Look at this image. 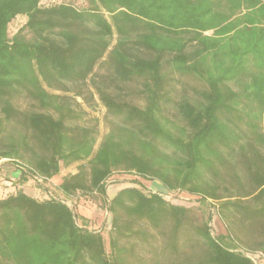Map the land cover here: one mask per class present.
Returning <instances> with one entry per match:
<instances>
[{"label":"trees","instance_id":"16d2710c","mask_svg":"<svg viewBox=\"0 0 264 264\" xmlns=\"http://www.w3.org/2000/svg\"><path fill=\"white\" fill-rule=\"evenodd\" d=\"M94 95L101 136L77 101ZM2 159L21 171L0 195V264H255L246 253H264V0H0ZM72 164L59 197L20 187ZM114 172L197 205L142 186L108 198ZM81 197L108 211L106 235L89 228ZM213 209L223 232L212 231Z\"/></svg>","mask_w":264,"mask_h":264},{"label":"rangeland","instance_id":"374dc122","mask_svg":"<svg viewBox=\"0 0 264 264\" xmlns=\"http://www.w3.org/2000/svg\"><path fill=\"white\" fill-rule=\"evenodd\" d=\"M55 0H42L44 5H50L53 4ZM25 21V17L23 15H18L15 17V19L12 20L9 26V32L10 34L14 33L16 29ZM77 101L81 103L82 108L85 110L86 117L85 121L83 124H90L97 120L98 124V129L100 136L104 134L107 130V125L104 119V113L105 109L104 107L100 104L98 98L96 95L93 96V101L88 104L87 102L83 101L81 97L77 98ZM15 103L22 109L31 107L30 102L27 100L25 97H18L15 101ZM18 165L24 166V160H18L16 161ZM77 169L76 164H72L69 166H64L61 167V170L58 175L52 177L51 180H46L43 186H40L36 183L35 179H31V185L34 188H41L42 192L41 194L38 195L39 199H44L52 196H61V193L58 189V184L62 178L63 175L69 174V173H74ZM0 173L1 177L2 175L10 178H15L19 176V173L21 169L14 165L12 162L6 161L4 159L0 160ZM112 179H118L119 181L116 183H109L107 184V190L106 194L107 197L110 198L116 191L123 187H128V186H142L145 191L148 192H153V193H158L162 195L165 199L170 201L173 204L176 205H182L185 207H195L197 205L196 197L189 195L185 192L182 191H176V192H169L164 186H162L159 182L157 181H147L140 179L139 177L135 176L134 174H126V173H120V172H114L111 175ZM131 179H138L139 182L138 184L131 183ZM2 189L0 188V195H3L5 193H9L11 188L7 184H3ZM10 190H9V189ZM13 191V190H12ZM85 198L79 199L78 201V207L80 211L89 219V228H102V233L106 235L107 231L110 228V215L108 211L105 210L104 205L102 206H97L95 201L93 199H90L84 202ZM212 219H211V228L213 233L217 232H223L224 231V224L222 221L219 219L216 210H212Z\"/></svg>","mask_w":264,"mask_h":264},{"label":"crops","instance_id":"0c3cea01","mask_svg":"<svg viewBox=\"0 0 264 264\" xmlns=\"http://www.w3.org/2000/svg\"><path fill=\"white\" fill-rule=\"evenodd\" d=\"M1 174L2 173H0V188L2 189V186H4L3 184H7V185L10 186L9 188H11V190L8 188L10 191L14 190V187H13L12 184H13V182H15V179H17L18 176L15 177V178H10V177H6L5 175L4 176L2 175V177H1ZM51 179H49V180H51ZM20 187L22 188V190L26 194L31 195V196L36 197V198H38V195L41 194V192H42L41 191L42 190L41 188H34V187H32L30 180H27V181L23 182L20 185Z\"/></svg>","mask_w":264,"mask_h":264},{"label":"built area","instance_id":"2783aa9c","mask_svg":"<svg viewBox=\"0 0 264 264\" xmlns=\"http://www.w3.org/2000/svg\"><path fill=\"white\" fill-rule=\"evenodd\" d=\"M39 182H41V179H38ZM67 204L69 205V202H67ZM246 255L251 258L255 264H264V253L258 251V252H254V253H246Z\"/></svg>","mask_w":264,"mask_h":264}]
</instances>
